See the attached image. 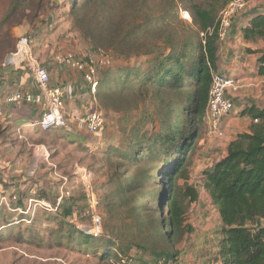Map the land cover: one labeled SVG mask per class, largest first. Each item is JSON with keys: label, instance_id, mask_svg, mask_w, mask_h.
<instances>
[{"label": "rangeland", "instance_id": "374dc122", "mask_svg": "<svg viewBox=\"0 0 264 264\" xmlns=\"http://www.w3.org/2000/svg\"><path fill=\"white\" fill-rule=\"evenodd\" d=\"M14 1L0 0V51L12 54L20 37L28 36L40 65H43L41 61L54 62L56 57L71 53L80 60L95 63L98 82L109 69L145 64L171 44L196 39L192 19L177 8L178 0H30L25 8L10 14ZM2 60L0 63L5 62ZM113 84V81L110 85L99 84L92 111L103 112L106 122L100 132L83 137L92 143L91 148L72 153L61 142L67 138L62 131L66 128L52 130L32 141L5 134L0 139V154H3L0 180L9 188V195L16 186L50 180L57 185L58 193L74 188V196L78 198L82 196L79 191L82 177L90 175L101 198L103 234L108 232L119 240L160 250L164 245L153 236V229L160 228L163 218L167 217V203L161 204L158 188L146 185L130 191L122 186L121 181L130 178L134 170L119 168L122 162L117 156L106 155L104 151L111 146L124 148L125 142L136 134L161 130L163 120L172 122L179 96L167 90L158 98L146 85L115 88ZM166 99L172 102L166 103ZM205 121L190 168V181L199 193L198 202L187 213V223L194 232L178 246L179 261L170 264H212L213 251L218 245L216 235L221 219L198 175L210 165V153L218 152L210 146L207 111ZM4 126L0 124V131ZM64 167L68 170H63ZM83 168L85 171L78 175V170ZM4 198L8 201L5 205L12 209L9 197ZM0 202L6 203L3 198ZM30 202H27L29 211L23 223L0 226V235L4 237L0 236V264H106L88 250L92 247L72 250L55 244L58 223L47 218L57 217L85 230L91 227V220L83 216L84 201L78 204L75 199L67 198L59 211H54V206L48 203V206H38ZM43 208L50 216L43 214ZM14 214L19 220L21 213ZM28 217L39 220L33 226L38 228L37 235L26 233L34 225ZM122 259L120 264L128 262L123 256Z\"/></svg>", "mask_w": 264, "mask_h": 264}, {"label": "trees", "instance_id": "16d2710c", "mask_svg": "<svg viewBox=\"0 0 264 264\" xmlns=\"http://www.w3.org/2000/svg\"><path fill=\"white\" fill-rule=\"evenodd\" d=\"M232 1L178 0L177 8L190 15L196 28L195 41L171 44L145 64L109 69L99 82L105 86L113 81L115 88L127 84L146 85L158 98L167 90L179 96L177 109L172 112L176 113L172 122L163 120L161 130L136 134L125 142L124 148L111 146L104 151L106 155L117 156L122 162L119 168L134 170L130 178L121 181L122 186L130 191L146 185L159 189L161 204L167 203V217L163 218L160 228L153 229V236L162 241L164 247L157 250L143 244L128 243L108 232L98 237L89 236L74 224L48 217V221L58 223L54 231L57 246L72 250L92 247L88 250L106 264H120L122 256L128 260L125 264H170L179 261L181 251L178 246L194 232V228L187 223V213L198 202L199 193L190 181V168L196 153V141L206 124L211 70H215L218 62V17ZM29 2L15 0L10 14L25 8ZM243 32L248 40L264 42V5L252 14ZM259 53L256 75L264 76V47ZM85 61L88 62V59ZM165 102L172 100L166 99ZM10 107L15 110L25 106L24 103H17ZM243 115L252 120L250 133L239 134L228 145L222 159L198 174L222 223L213 264H264V103L260 107H246ZM5 134L6 130L0 131V139ZM2 157L3 154H0ZM0 188V196H8L12 207L9 209L5 204L0 205V224L5 223L4 226L23 223L27 218L25 213L29 211V200L38 206L40 202H46L55 207L60 197L57 185L50 180L16 186L10 195L1 180ZM77 200L84 201L83 194ZM46 211L43 208V214L50 216ZM16 212L21 213L19 220L15 217ZM4 217L5 222L2 221ZM28 221L34 225L26 233L37 235L38 228L33 226L39 220Z\"/></svg>", "mask_w": 264, "mask_h": 264}, {"label": "crops", "instance_id": "0c3cea01", "mask_svg": "<svg viewBox=\"0 0 264 264\" xmlns=\"http://www.w3.org/2000/svg\"><path fill=\"white\" fill-rule=\"evenodd\" d=\"M263 5L264 0H250L247 8L234 19L227 37L218 43V62L214 72L234 80L239 90L236 93H232V90L228 91V95L234 103L235 110L231 115L221 119V125L225 131V138L219 139L208 134L209 140H211L210 146H214L213 148L217 149L218 152L210 153V165L207 168L212 167L226 155L228 145L239 134L250 133L252 120L247 115H243L246 107L253 105L260 107L264 103V76L256 75L257 60L260 57L259 51L264 47V42L262 40H248L245 38L243 32L249 25L252 14ZM0 56L1 60L3 58L5 60V57L8 55L0 51ZM44 62L41 61L42 66L50 72L51 83L55 86L59 85L64 87L66 93L65 108L67 111H64V113L69 120V126L65 130H62L65 131L67 138L66 140H61V142L70 148L72 153L75 150L80 151L85 148H91L89 145H92V143L83 138L88 134L78 129L77 124L80 117L93 110L96 95L91 93L90 85L84 81L82 74L59 65L56 61ZM3 63H0V100L16 90H21L26 93H36V85L32 75L23 66H12L9 69H5ZM2 68L4 70H1ZM24 106V108H17L15 110L11 109L10 106L3 107V113L6 119L2 116L0 124L5 125L3 129L6 130L7 135L16 134L20 140L32 141L35 138H40V136H45L47 133H50L42 132L38 128L37 124L42 113L41 107L28 103H24ZM10 138L13 140L12 137ZM49 147L53 148L52 146ZM69 162L70 160L68 159L67 163ZM63 170L66 171L68 168L64 167ZM78 171V175H80L85 169H79ZM8 190L9 188L6 189V193L9 192ZM79 191L82 192V190ZM2 198L4 197L0 196V199ZM73 199L78 204H82L81 201L77 200L76 196ZM3 204L6 203L0 202V205ZM216 240L218 245H216L217 248L213 251L214 256L218 251L220 241L219 233L216 235Z\"/></svg>", "mask_w": 264, "mask_h": 264}, {"label": "built area", "instance_id": "2783aa9c", "mask_svg": "<svg viewBox=\"0 0 264 264\" xmlns=\"http://www.w3.org/2000/svg\"><path fill=\"white\" fill-rule=\"evenodd\" d=\"M250 0H233L226 8H224L218 17V36L219 41L224 40L231 30L234 19L247 8ZM212 33L213 30H210ZM33 42L28 36L20 37L15 52L8 55L3 67L23 66L30 72L36 85V93H26L16 90L8 94L0 100V119L3 116L4 106H13L17 103L34 104L41 107V118L38 122V128L42 132H50L52 130L65 129L69 126V120L65 116V89L62 86H55L51 83L49 71L40 65L37 60ZM59 65L65 66L83 75L84 81L90 85L93 95H96L99 88L97 81L98 69L93 61L80 60L71 53L56 57ZM212 84L209 93V101L207 106V116L210 125V134L216 138H225V131L221 125V119L231 115L235 106L228 91L236 93L239 90L234 80L228 79L222 74H218L211 70ZM105 114L100 111L90 112L80 117L77 128L85 131L90 135L100 132L105 126ZM90 175L85 174L80 181L82 194L84 198L85 210L84 217L91 220V227L82 230L84 234L98 237L103 235V220L100 213V198L93 186ZM75 189L70 188L66 192H61L54 211H59L63 205V201L67 198H74ZM8 204L7 199L3 198ZM33 201L30 203L32 204ZM40 206H48L46 202H40Z\"/></svg>", "mask_w": 264, "mask_h": 264}]
</instances>
